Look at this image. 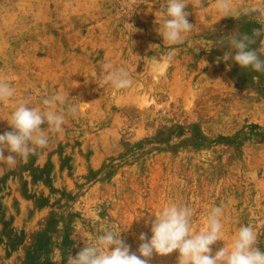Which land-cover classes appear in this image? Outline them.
<instances>
[{
  "label": "rangeland",
  "instance_id": "1",
  "mask_svg": "<svg viewBox=\"0 0 264 264\" xmlns=\"http://www.w3.org/2000/svg\"><path fill=\"white\" fill-rule=\"evenodd\" d=\"M164 2L0 0V80L14 89L0 101V134L17 101L48 110L43 98L66 99L51 108L64 113L63 131L41 125L47 147L0 162V264H67L105 229L139 255V235L150 238L172 202L195 210L194 232L222 207L213 254L241 225L264 252V73L226 61L222 44L264 26V16L239 14L264 0H231L227 16L216 0H186L193 28L175 45L162 37ZM252 47L264 52V36ZM105 64L132 85L113 95ZM178 259L154 253L150 264Z\"/></svg>",
  "mask_w": 264,
  "mask_h": 264
},
{
  "label": "clouds",
  "instance_id": "2",
  "mask_svg": "<svg viewBox=\"0 0 264 264\" xmlns=\"http://www.w3.org/2000/svg\"><path fill=\"white\" fill-rule=\"evenodd\" d=\"M129 3L135 4L136 0H129ZM195 4L203 6V0H195ZM186 5V0H165L161 5L166 17L162 37L169 45L183 43V34L193 28V24L187 19L189 13L185 11ZM216 8L226 16L234 14L231 0H216ZM254 13L264 16V8H243L239 12L243 16ZM262 36L264 26L253 29L251 35L234 31L222 40V44L226 43L229 48L224 54V59L233 60L243 69L251 68L264 73V59L261 58L264 52L252 47ZM173 59L174 52L169 51L162 64L167 66ZM104 68L106 75L103 83L111 85L113 95L132 85L127 70L116 69L110 64H105ZM13 95L14 89L4 80H0V101H5ZM56 102L64 104L66 99L59 93L43 98L42 104L47 106L48 110L29 107L26 100L16 102L17 106L9 114L8 123L11 130L0 134V162L6 161L11 167L16 164L17 156L27 160L37 149L47 147L46 130L41 128L43 124H47L51 131H63L64 113L51 110ZM80 111V107L76 105L68 108V113L73 117ZM6 151L8 155H5ZM222 213V207H212L207 216L205 230L194 232L192 221L195 210L179 202H172L151 222V237L149 238L146 233L139 235L141 241L139 255L130 250V245L121 239L120 234L112 229H105L93 243L85 245L75 256L69 255L67 264H150L154 253L166 256L176 250L179 252L178 264H264V252L256 246L257 234L251 226L246 225L239 227L230 247H221L213 254L211 246L221 240Z\"/></svg>",
  "mask_w": 264,
  "mask_h": 264
}]
</instances>
